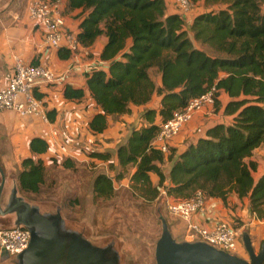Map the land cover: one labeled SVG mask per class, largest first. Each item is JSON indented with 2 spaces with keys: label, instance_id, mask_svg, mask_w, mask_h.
Masks as SVG:
<instances>
[{
  "label": "trees",
  "instance_id": "16d2710c",
  "mask_svg": "<svg viewBox=\"0 0 264 264\" xmlns=\"http://www.w3.org/2000/svg\"><path fill=\"white\" fill-rule=\"evenodd\" d=\"M64 1L68 10H81L76 17L80 45L89 47L98 36L106 37L98 55L106 67L85 73L84 90L71 85L63 88L65 99L88 96L98 106L88 129L102 133L108 116L128 114L132 106L160 98L157 110L145 109L141 114L147 124L133 128L113 157L109 151L96 150L88 152V157L108 162L110 168L131 167L129 189L138 191L144 202L154 201L162 190L175 199L200 191L224 205L233 194L246 198L249 213L264 220V172L254 181L257 164L250 159L264 141V0H190L204 11L189 19L169 12L164 0ZM58 49L61 57L70 52ZM153 72L158 82L152 79ZM212 87L214 111H221L223 121L210 125L180 153L170 146L163 153L151 145L158 132L156 116L161 122L167 120ZM220 93L226 96L223 104ZM34 95L43 96L37 90ZM55 116L54 109L46 111L48 121ZM46 149L43 138L30 139L32 156L22 159L17 172L23 195L40 192L48 166H75L69 158H50L45 166L38 156ZM164 163L169 167L167 175ZM152 174L157 177L155 183ZM92 191L98 198H111L112 179L98 173Z\"/></svg>",
  "mask_w": 264,
  "mask_h": 264
},
{
  "label": "crops",
  "instance_id": "0c3cea01",
  "mask_svg": "<svg viewBox=\"0 0 264 264\" xmlns=\"http://www.w3.org/2000/svg\"><path fill=\"white\" fill-rule=\"evenodd\" d=\"M27 4L28 0H0V88L5 84L12 70L15 56L20 57L26 63L41 65L61 74L63 79L56 83L43 85L38 89V92L43 94L40 99L43 111L46 112L49 109L56 111L52 122L41 118H20L9 111L0 112V167L8 174L10 173L9 175L20 170L23 158L32 156L29 150V141L32 137L43 138L47 143L46 151L38 156L44 161L45 166L51 163L50 158H55L57 161L69 158L80 162L97 160L90 159L88 152L92 150L110 151L106 148V146H111L110 140L120 141L124 127L129 123H134L133 128L136 129L142 125L145 126L147 123L141 114L145 109L157 110L160 100L158 96H154L145 105L132 106L128 114L108 116L107 128L102 133H92L88 129V122L91 116L99 110L98 106L88 96L78 101L65 99L63 88L65 85H71L84 90L86 87L85 73L106 67V64L98 58L106 37L98 36L89 47L78 44L75 51L69 52L66 57H61L58 48L50 47L44 42L42 28L28 18ZM59 5L64 27L76 35L79 23L76 17L81 10H68L64 0H60ZM166 5L169 12L176 11L173 6ZM202 11H204L202 7L196 9V13ZM200 48L206 50L204 46ZM219 98L222 104L226 101L223 93L219 94ZM223 120L221 111L215 112L214 109L195 113L171 140L170 147L175 149L176 153L184 151L189 144L203 136L210 125ZM160 122L159 116H156L155 123ZM133 128L131 127L129 133ZM124 142L116 144L115 150ZM257 149L254 150L253 155ZM250 159L257 164L256 170L252 171V177L256 181L264 170H261V165L253 156ZM168 168V164L164 163L163 170L166 175ZM150 178L153 183L157 181L154 174L150 175ZM235 200L236 197L233 194L229 195L226 205L218 198H206V211L200 218L201 223L204 226H210L217 220H229L234 214L229 207L231 204L229 201L235 202ZM243 200L247 205L248 200L246 198ZM181 224L183 225L182 222Z\"/></svg>",
  "mask_w": 264,
  "mask_h": 264
},
{
  "label": "rangeland",
  "instance_id": "374dc122",
  "mask_svg": "<svg viewBox=\"0 0 264 264\" xmlns=\"http://www.w3.org/2000/svg\"><path fill=\"white\" fill-rule=\"evenodd\" d=\"M195 5L197 9L204 8L199 4ZM152 79L158 82L155 72L152 73ZM133 125L134 123H129L124 127L120 141L111 139V146H106L112 157L116 144L124 142ZM253 158L258 161L263 171L264 141ZM97 164L88 160L75 161V166L70 169L48 166L46 182L37 194L23 195L17 187L25 199L39 203L43 209L54 211L59 207L66 222L84 232L90 241L102 244L114 239L122 256V264L154 263V245L161 230L157 210L166 218L170 232L176 240H189L185 238L186 230L181 221L167 211L161 193L154 201L147 203L139 196L138 191L132 192L129 189L131 167L121 169L113 165L110 168L108 162ZM18 171H14L16 180L15 172ZM3 172L7 176L8 172L4 169ZM98 173H104L112 179L114 195L109 199L98 198L92 191V182ZM243 199L229 201V207L234 212L229 221L241 231L248 230L253 248L258 252L260 239L264 236V220L260 221L251 215ZM10 219V216L0 217V228L6 226L7 221L10 223ZM240 257L247 258V254L244 252Z\"/></svg>",
  "mask_w": 264,
  "mask_h": 264
},
{
  "label": "built area",
  "instance_id": "2783aa9c",
  "mask_svg": "<svg viewBox=\"0 0 264 264\" xmlns=\"http://www.w3.org/2000/svg\"><path fill=\"white\" fill-rule=\"evenodd\" d=\"M164 1L173 6L184 19H189L197 9L190 0ZM27 15L34 24L42 28L43 40L48 46L64 48L70 52L76 50L79 43L76 35L64 27L59 1L28 0ZM13 60L12 70L0 88V112L9 111L20 118H41L46 121L42 101L34 92L43 85L61 81L63 76L41 65L26 63L17 56ZM214 92L215 89L212 87L199 97L191 99L183 108L173 111L170 118L158 124V132L151 145L166 153L171 140L195 113L212 109ZM93 162L105 163L102 160ZM160 193L169 214L183 223L186 230L185 238L204 241L238 256L244 254L241 230L229 220H217L210 226L201 223L200 218L206 211V197L200 191H196L188 198L177 199L168 196L163 190ZM28 240L29 232L22 226L0 230V264H6L12 255L22 251Z\"/></svg>",
  "mask_w": 264,
  "mask_h": 264
},
{
  "label": "water",
  "instance_id": "95a60500",
  "mask_svg": "<svg viewBox=\"0 0 264 264\" xmlns=\"http://www.w3.org/2000/svg\"><path fill=\"white\" fill-rule=\"evenodd\" d=\"M14 173L8 180L0 167V217L10 216L2 229L17 226L29 232L27 246L6 264H122L114 239L94 243L69 225L57 207L54 211L25 199ZM160 234L154 245L153 264H264V243L255 252L248 230L240 233L247 258L228 253L201 240H176L163 214L157 210Z\"/></svg>",
  "mask_w": 264,
  "mask_h": 264
}]
</instances>
